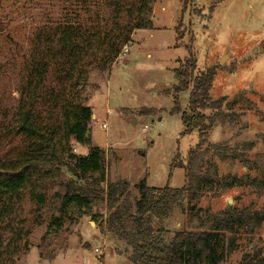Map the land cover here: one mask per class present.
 <instances>
[{
	"label": "rangeland",
	"instance_id": "374dc122",
	"mask_svg": "<svg viewBox=\"0 0 264 264\" xmlns=\"http://www.w3.org/2000/svg\"><path fill=\"white\" fill-rule=\"evenodd\" d=\"M67 1L0 0V123L18 98L22 58L39 27L70 20L91 28L108 17L100 0ZM131 41L111 69H90L85 86L74 89V100L95 116L91 146L74 145V152L103 149L109 180L126 181L132 201L144 180L150 188H184L186 170L173 166H190L201 191L155 229L169 242L210 223L233 248L219 264H264V0H157L151 28ZM189 62L195 76L214 72L210 98L225 99L221 108L201 110L224 118L200 150L198 132L185 135L182 121L191 113V89L175 91L176 70ZM45 232L46 224L34 231L17 264H133L127 245L90 218L67 225L44 260L38 248Z\"/></svg>",
	"mask_w": 264,
	"mask_h": 264
},
{
	"label": "trees",
	"instance_id": "16d2710c",
	"mask_svg": "<svg viewBox=\"0 0 264 264\" xmlns=\"http://www.w3.org/2000/svg\"><path fill=\"white\" fill-rule=\"evenodd\" d=\"M100 1L107 18H99L91 28L70 20L39 27L22 58L18 98L0 123V264H17L28 238L45 224L38 250L47 259L44 250L54 246L67 225L83 218L126 244L133 264H219L233 248L227 247L217 226L206 223L175 234L169 242L167 232L154 227L201 191L195 189L201 177L192 178L190 166H173L186 170L184 188L155 189L144 180L138 187L140 199L132 201L126 181L109 180L103 149L93 148L86 155L74 152V145L91 146L94 116L92 107L74 100V89L85 86L90 69H111L132 43V35L151 28L157 0ZM194 71L193 63L181 64L175 91L191 89V113H182V121L185 135L198 132L200 150L224 118L222 113L207 117L201 110L217 104L221 108L225 99L210 98L213 71L200 76ZM180 111L177 105L174 113Z\"/></svg>",
	"mask_w": 264,
	"mask_h": 264
},
{
	"label": "built area",
	"instance_id": "2783aa9c",
	"mask_svg": "<svg viewBox=\"0 0 264 264\" xmlns=\"http://www.w3.org/2000/svg\"><path fill=\"white\" fill-rule=\"evenodd\" d=\"M131 44H132V43L128 44V45L125 47V50H126L125 52H127V51H128L129 45H131ZM103 127H104V128H107V126H106V125H104ZM145 129H146V128H145ZM96 252H98V250H97Z\"/></svg>",
	"mask_w": 264,
	"mask_h": 264
},
{
	"label": "crops",
	"instance_id": "0c3cea01",
	"mask_svg": "<svg viewBox=\"0 0 264 264\" xmlns=\"http://www.w3.org/2000/svg\"><path fill=\"white\" fill-rule=\"evenodd\" d=\"M95 117V116H94ZM83 223H90V224H92V222L91 221H87V222H83Z\"/></svg>",
	"mask_w": 264,
	"mask_h": 264
},
{
	"label": "water",
	"instance_id": "95a60500",
	"mask_svg": "<svg viewBox=\"0 0 264 264\" xmlns=\"http://www.w3.org/2000/svg\"><path fill=\"white\" fill-rule=\"evenodd\" d=\"M93 118H94V116H93Z\"/></svg>",
	"mask_w": 264,
	"mask_h": 264
}]
</instances>
